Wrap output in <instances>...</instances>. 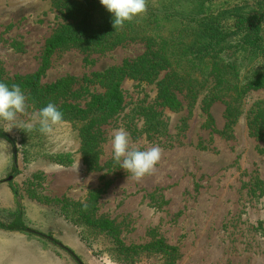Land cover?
<instances>
[{
    "label": "rangeland",
    "instance_id": "1",
    "mask_svg": "<svg viewBox=\"0 0 264 264\" xmlns=\"http://www.w3.org/2000/svg\"><path fill=\"white\" fill-rule=\"evenodd\" d=\"M56 4V0H0L4 79L37 71L46 41L63 23ZM144 50L142 43H128L103 54L60 50L51 58L42 84L73 78V91H86L75 102L83 106L102 92L99 85L89 82L95 75L135 59ZM123 89L124 110L99 130L95 170L87 166L76 121L65 120L52 133H41L34 122L38 109L29 105L18 115L24 126L15 128L0 121L12 139V143L0 139V152L6 147L9 165L0 184H7L15 194L26 228L54 241L23 233L13 239L17 253L24 251L31 264H77L55 244L59 243L82 264H122L104 237L88 234L47 206L49 200L62 198L84 203L89 192L104 189L96 216L111 220L126 246L162 240L177 249L174 264H264V141L252 136L249 127L250 110L264 101V92L248 93L230 126L225 119L227 101L207 104L201 95L190 105L181 95L182 111L163 110L166 127L147 132L145 115L156 106L155 85L128 80ZM209 119L211 126L207 125ZM119 127L130 133L133 147L158 144L163 149L153 175L136 181L120 169L110 143L113 129ZM59 154H70L72 163L61 166L53 162ZM8 257L11 253L3 254L5 264ZM164 263L146 252L135 264Z\"/></svg>",
    "mask_w": 264,
    "mask_h": 264
},
{
    "label": "trees",
    "instance_id": "2",
    "mask_svg": "<svg viewBox=\"0 0 264 264\" xmlns=\"http://www.w3.org/2000/svg\"><path fill=\"white\" fill-rule=\"evenodd\" d=\"M56 1L63 23L46 41L37 71L6 80L0 69V81L9 86L21 85L29 106L39 110L53 102L63 111L64 121H76L87 166L93 170L98 167L100 128L125 108V81L155 85L156 106L152 105L145 115L147 132L166 127L163 110L182 111L181 95L190 105L201 95L207 104L227 101L225 119L230 126L237 120L246 95L264 92V0H235L220 6L217 4L225 0H147L143 15L116 29L111 14L99 0ZM128 43H142L145 50L135 59L95 75L89 82L99 85L102 92L92 95L83 106L75 102L86 91L74 92L73 78L66 76L42 84L57 51L72 48L103 54ZM207 125H213L212 119ZM249 127L252 136L264 141V101L256 102L250 110ZM0 139L12 143L1 127ZM53 162L70 165L72 157L59 154ZM103 192L104 189L89 192L84 203L62 198L49 200L47 206L88 234L104 237L122 264H135L146 252L164 260V264H174L175 247L162 240L145 246H126L117 226L96 216ZM0 229L25 232L22 209L17 208L8 216L0 214ZM86 237L89 240L87 233Z\"/></svg>",
    "mask_w": 264,
    "mask_h": 264
},
{
    "label": "clouds",
    "instance_id": "3",
    "mask_svg": "<svg viewBox=\"0 0 264 264\" xmlns=\"http://www.w3.org/2000/svg\"><path fill=\"white\" fill-rule=\"evenodd\" d=\"M101 5L111 14L113 27L122 28L126 23L143 15L147 11V0H99ZM28 97L19 84L0 81V121L20 128L18 115L28 109ZM34 122L39 125L41 133L50 134L54 126L64 122V113L53 102H48L34 114ZM113 159L120 164V169L130 174L132 179L141 181L155 173L159 165L163 149L155 144L146 149L132 146L130 133L124 128L113 129L111 136Z\"/></svg>",
    "mask_w": 264,
    "mask_h": 264
},
{
    "label": "crops",
    "instance_id": "4",
    "mask_svg": "<svg viewBox=\"0 0 264 264\" xmlns=\"http://www.w3.org/2000/svg\"><path fill=\"white\" fill-rule=\"evenodd\" d=\"M4 152H0V164L3 162V169H0V176L7 173L8 169V161H7V151L6 147L3 149ZM16 196L11 191V189L8 187L7 184H0V214L3 216H8L10 213H14L16 211ZM4 219V217H1ZM23 222L26 226L25 220H24V214H23ZM23 233H29L28 229L25 232H10L0 229V248L2 249V252L0 251V264H5V260L3 258V254L9 255L11 253V257L7 261V264H31L28 257L24 253V251H20L17 253V250L15 249L14 240L17 235L23 234ZM16 258H20L21 260H17Z\"/></svg>",
    "mask_w": 264,
    "mask_h": 264
},
{
    "label": "water",
    "instance_id": "5",
    "mask_svg": "<svg viewBox=\"0 0 264 264\" xmlns=\"http://www.w3.org/2000/svg\"><path fill=\"white\" fill-rule=\"evenodd\" d=\"M28 231H29L30 233H32L33 235H37V236L43 237V238H45V239H47V240H49V241H51V242H54L53 239H51V238H49V237H47V236L41 235V234H39V233H37V232H34V231H31V230H28ZM55 244H56L58 247H60L61 249L65 250L69 255H71V256L74 258V260L76 261L77 264H82L81 261H80L77 257H75V256L73 255V253H72L71 251H69L67 248H65L64 246H62V245L59 244V243H55Z\"/></svg>",
    "mask_w": 264,
    "mask_h": 264
}]
</instances>
